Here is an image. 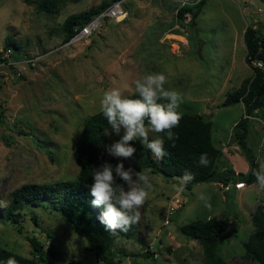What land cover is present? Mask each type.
Listing matches in <instances>:
<instances>
[{
  "label": "rangeland",
  "instance_id": "1",
  "mask_svg": "<svg viewBox=\"0 0 264 264\" xmlns=\"http://www.w3.org/2000/svg\"><path fill=\"white\" fill-rule=\"evenodd\" d=\"M111 1L61 0L44 12L34 0H0V57L9 51L3 49L5 37L18 45L15 57L0 60V245L31 257L27 237H35L51 247L47 258L56 264H201L199 242L178 226L214 215L233 223L217 239L221 264H264L245 256L242 246L252 229L250 213L264 209L263 191L257 181L225 189L217 181L227 170L233 179L236 172L245 173L250 153L259 168L264 163V105L248 114L249 152L231 135L243 114L242 103L220 104L251 73L242 32L251 25L264 37V0H203L193 22L189 13L176 17V8L188 4L180 0H121L123 17L101 18L86 37L63 40L60 25L66 15ZM148 73L165 74V88L183 93L178 111L211 121V141L220 151L214 178L178 193L173 186L180 179L145 169L153 185L150 199L137 209L140 220L133 235L110 242L109 263L95 258L90 242L50 203L24 204L13 210L18 211L16 221L7 218L3 209L14 189L76 176L74 142L84 119L100 109L105 91L135 92L134 81ZM103 135L116 137L111 126ZM150 137L159 138V133ZM98 158L113 170L118 163L106 154ZM201 193L211 196V208L198 199ZM173 196L182 202L168 214Z\"/></svg>",
  "mask_w": 264,
  "mask_h": 264
},
{
  "label": "trees",
  "instance_id": "2",
  "mask_svg": "<svg viewBox=\"0 0 264 264\" xmlns=\"http://www.w3.org/2000/svg\"><path fill=\"white\" fill-rule=\"evenodd\" d=\"M30 3L33 0H23ZM35 8L39 11L51 12L61 0H34ZM188 4H182L175 10L176 17L183 18L185 13H189V21L193 22V17L198 13L203 0H189ZM108 3H100L87 9L69 13L61 22L63 40H68L74 31L80 27L91 16L96 14ZM190 4V5H189ZM191 17V18H190ZM242 40L245 47L244 61L250 67L251 73L243 78L237 87L227 91L220 102L221 105H228L240 101L243 105L241 114L231 127V135L237 143L250 152L246 146L245 137L248 131V114L255 108L264 105V37L257 33L256 28L246 25L242 32ZM17 44L11 38L5 37L3 49H8L6 57L0 60L16 56ZM126 98L138 99V94L131 92L124 94ZM166 106L167 101H158ZM178 111V110H177ZM181 112L182 119L180 125L173 129L178 134V139L170 141L166 133H159V138L164 140V148L169 153L163 161H158L149 149L142 146L139 141H133L137 151L135 156L129 160V166L136 171L143 172L148 169L157 172L165 177H180L184 172H191L194 179L189 184L214 178L216 160L220 154L211 141V121L200 113L189 111ZM106 117L101 110L89 114L83 121L82 126L76 135L75 162L78 170L72 179L55 180L46 183H27L11 191L10 201L3 211L11 221L17 220L18 211L13 212L17 207L24 204L39 205L51 204L69 223L74 232L86 238L90 242L89 249L92 250L96 259L109 263V244L118 236L130 237L133 235L137 223L132 225L128 232L106 230L105 225L100 223L99 215L103 209L94 208L91 204L89 188L92 184L94 171L101 164L107 162L99 159L102 155L105 144H110L119 137H105L103 131L110 127ZM4 136L2 135V138ZM152 138L150 137V140ZM173 143L175 146L173 147ZM206 153L210 161L207 167L199 166V157ZM109 165L110 163L107 162ZM259 167L250 153L249 168L245 173L236 172V180L244 183H251L256 180L254 171ZM222 174L217 181L226 183L233 180L232 174ZM234 173V171H232ZM235 175V173H234ZM231 179V180H230ZM235 180V179H234ZM117 184H124L117 178ZM264 196V191H263ZM252 229L247 237L242 241L243 254L252 259L264 263V209L256 208L250 213ZM228 220L214 215L205 219H192L178 226V229L190 238H195L201 246L203 259L201 264H221L222 258L216 251L217 239L227 228ZM48 236L51 235L48 233ZM32 247V256L27 257L11 251L0 245V264H7L9 258H13L16 264H56L55 261L48 260L47 253L52 255L49 245H44L35 237H27ZM123 253V251H122ZM124 254V253H123Z\"/></svg>",
  "mask_w": 264,
  "mask_h": 264
},
{
  "label": "clouds",
  "instance_id": "3",
  "mask_svg": "<svg viewBox=\"0 0 264 264\" xmlns=\"http://www.w3.org/2000/svg\"><path fill=\"white\" fill-rule=\"evenodd\" d=\"M168 78L163 73H148L134 81L135 94L138 99L126 98L124 93L113 88L104 92L100 100V110L111 125V133L119 137L110 144H105L102 155H107L118 161L115 169L107 163L95 169L92 184L89 188L91 204L94 208L103 209L100 212V223L106 230L128 232L132 225L140 220L139 209L150 199L153 189L147 173L125 167V161L131 160L136 154L133 141H139L150 150L158 161L169 156L164 148V140H150V133H166L167 139L175 141L178 134L173 132L179 127L182 113L177 108L184 101L181 91L165 88ZM167 101L166 106L158 101ZM123 130V134L122 133ZM175 144L173 143V147ZM199 166L207 167L210 163L206 153L199 157ZM259 189L264 191V163L258 171H254ZM117 178L127 185L117 184ZM194 179L191 172H184L180 183L174 185V190L182 193L185 186ZM137 181L142 182V186ZM240 187H243L242 185ZM206 208H211V196L201 193L198 197ZM7 264H16L9 258Z\"/></svg>",
  "mask_w": 264,
  "mask_h": 264
},
{
  "label": "built area",
  "instance_id": "4",
  "mask_svg": "<svg viewBox=\"0 0 264 264\" xmlns=\"http://www.w3.org/2000/svg\"><path fill=\"white\" fill-rule=\"evenodd\" d=\"M181 3H188L189 0H180ZM125 14V10L122 7L121 0H113L109 2L105 7L101 8L96 14L88 18L86 22H84L80 27H78L74 33L71 35V37L68 39V41H76L80 40L81 38L86 37L91 33L92 30H94L100 23V19L105 18H115L119 19L123 17ZM244 185L243 181L235 180L233 182V186L235 188L240 187ZM229 186V183H225L224 189ZM182 202L181 197L173 196V199L168 202V205L166 207V212L168 214L172 213L175 207H178ZM166 221V220H165Z\"/></svg>",
  "mask_w": 264,
  "mask_h": 264
},
{
  "label": "water",
  "instance_id": "5",
  "mask_svg": "<svg viewBox=\"0 0 264 264\" xmlns=\"http://www.w3.org/2000/svg\"><path fill=\"white\" fill-rule=\"evenodd\" d=\"M227 228H228V229H227L228 232L231 231L232 228H233V223H232V222H229L228 225H227Z\"/></svg>",
  "mask_w": 264,
  "mask_h": 264
},
{
  "label": "crops",
  "instance_id": "6",
  "mask_svg": "<svg viewBox=\"0 0 264 264\" xmlns=\"http://www.w3.org/2000/svg\"><path fill=\"white\" fill-rule=\"evenodd\" d=\"M246 63V62H245ZM238 102H240V101H238ZM243 106V105H242ZM236 180V179H235ZM234 179L233 180H231V181H228V182H226V183H229V186L231 185V183H233L234 181H235ZM233 185V184H232Z\"/></svg>",
  "mask_w": 264,
  "mask_h": 264
}]
</instances>
